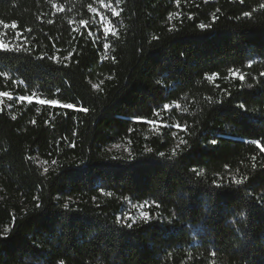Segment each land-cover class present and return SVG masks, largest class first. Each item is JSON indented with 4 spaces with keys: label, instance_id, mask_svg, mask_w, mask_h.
Masks as SVG:
<instances>
[{
    "label": "trees",
    "instance_id": "16d2710c",
    "mask_svg": "<svg viewBox=\"0 0 264 264\" xmlns=\"http://www.w3.org/2000/svg\"><path fill=\"white\" fill-rule=\"evenodd\" d=\"M261 5L0 0V264H264Z\"/></svg>",
    "mask_w": 264,
    "mask_h": 264
},
{
    "label": "snow or ice",
    "instance_id": "6c2138e0",
    "mask_svg": "<svg viewBox=\"0 0 264 264\" xmlns=\"http://www.w3.org/2000/svg\"><path fill=\"white\" fill-rule=\"evenodd\" d=\"M241 2H243V0H241ZM261 7L264 8V5H261ZM112 15H116L115 11H113ZM243 15H244L245 17H249V16L251 15V13H249V12H244ZM103 20H104V18H103V16H101V19H100V22H99L101 25L103 24ZM87 23H88L87 21H81V24H82V25H85V26H86ZM3 27H4L5 29H7L8 27H11L12 29H16L18 26H17V24L13 23V24H11V25L4 24ZM205 27H206V25H203V24L200 25V28H201V29H204ZM103 32H104V34H105V39H107V34L109 33V29H108L107 27H103ZM90 34H91V33H90ZM18 35H19V34H18ZM108 47H109V45H108L107 43H105V44H104V48H105V49H108ZM5 48H6V46H5L4 44L0 43V49H5ZM250 66H251V65H249V67H250ZM231 75H232L234 78H238L241 82H243V81L245 80V75H244V74H241V73H239V72H235V71H234V72L231 73ZM217 76H218V74L214 73V74H212L211 77H208V78H209V79H214V78L217 77ZM261 76H264V73H261ZM251 87H252V85H249V88H251ZM2 96H7L10 100L12 99V97L9 95L8 92H0V97H2ZM18 99L21 100V101L28 100L29 102H31V100L34 99V97L20 96V97H18ZM39 103H40V104H49V105H53V106H55V105L58 104V101H56V100H47V101H45V100H39ZM61 106L64 107V108H67V109H73V108H74V105H73V104H70V103H69V104H64V105H61ZM176 106L179 107L178 104H177ZM170 107H171V106H170L169 104H164V105H163V110H164V111H169V110H170ZM238 107H239V109H240L241 111H243V112H246V111H247V109H246V107H245V105H244L243 103L239 104ZM79 110H82V111H84V112H87V111H88L86 108H84V109H79ZM158 119L162 120L163 118H162V117H158ZM136 121H137V122H145V121H142V120H141L140 118H138V117L136 118ZM147 123L154 124L155 121H147ZM163 126H165V127H169V128H175L177 132H180V131H184V130H186V128L182 127L179 123H177V124H175V125H170V124H166V123H165ZM210 143L213 144V145H215V144H217V140H216V139H213V140L210 141ZM252 143H255V144L257 145V147L259 148V150H260L262 153H264V144H262L260 140L252 141ZM161 155H163V153H161ZM53 163H54V162H53ZM45 171H47V169H45ZM245 179H247V177H245ZM235 183H236V184H240L241 181H240V180H236ZM217 187H222V185H217ZM37 206H39V205H37ZM157 206H158V205H157ZM64 207H65V208H68V204H65ZM140 207L142 208L143 206H140ZM120 219L131 220V219H133V218H132L130 215H126V216H124V217H122V218H118V221H119ZM141 219H142L145 223H148V224H151V223H152V217H151V214H149V213H142V214H141ZM124 226H126V227L129 228V229H131V228L133 227V223H126ZM2 238H3V237H0V239H2ZM212 255H215V252H213ZM61 264H63V262H61Z\"/></svg>",
    "mask_w": 264,
    "mask_h": 264
},
{
    "label": "rangeland",
    "instance_id": "374dc122",
    "mask_svg": "<svg viewBox=\"0 0 264 264\" xmlns=\"http://www.w3.org/2000/svg\"><path fill=\"white\" fill-rule=\"evenodd\" d=\"M0 98H2V97H0ZM25 101L29 102L28 100H25ZM140 206H143V205H133V206L127 208L124 211V216L130 215L133 218V219H131L133 221L141 219V214L145 213V212H144V206L142 208Z\"/></svg>",
    "mask_w": 264,
    "mask_h": 264
}]
</instances>
